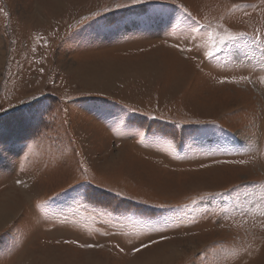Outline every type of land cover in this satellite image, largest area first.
<instances>
[{"label": "rangeland", "instance_id": "374dc122", "mask_svg": "<svg viewBox=\"0 0 264 264\" xmlns=\"http://www.w3.org/2000/svg\"><path fill=\"white\" fill-rule=\"evenodd\" d=\"M261 78L264 0H0V264H264Z\"/></svg>", "mask_w": 264, "mask_h": 264}, {"label": "snow or ice", "instance_id": "6c2138e0", "mask_svg": "<svg viewBox=\"0 0 264 264\" xmlns=\"http://www.w3.org/2000/svg\"><path fill=\"white\" fill-rule=\"evenodd\" d=\"M131 2L132 3H137L138 0H131ZM237 35H243V33H232L230 31H226L222 36H220V38H219L217 43L219 45H223V44H225L228 41L234 40ZM205 55H212V52H206ZM261 82H264V78H261ZM17 183H20V181H17ZM135 250L138 251V249H135Z\"/></svg>", "mask_w": 264, "mask_h": 264}]
</instances>
